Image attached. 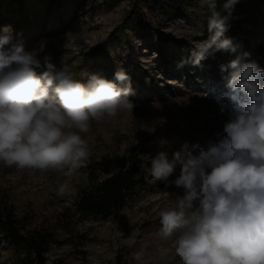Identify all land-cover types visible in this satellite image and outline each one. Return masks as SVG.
I'll return each instance as SVG.
<instances>
[{
  "label": "rangeland",
  "instance_id": "rangeland-1",
  "mask_svg": "<svg viewBox=\"0 0 264 264\" xmlns=\"http://www.w3.org/2000/svg\"><path fill=\"white\" fill-rule=\"evenodd\" d=\"M164 1V0H162ZM223 0L217 3L220 9ZM206 0H184L185 14L171 16L158 12L153 16L146 7L133 8L130 0L111 4L108 0H67L63 24L52 14L47 28H33L26 39L11 24L13 47L23 44L28 50L46 44L45 52L59 70L67 67L73 78L87 83L95 74L114 80L123 69L131 78L134 94L132 114L92 121L87 140L91 155L86 167L72 175L67 170H19L0 162V207L10 208L25 231L46 230L56 243L47 254V264H138L136 253H143L148 264H180L171 241L161 240L159 210L172 207L183 190L145 178L148 163L143 156L187 149L198 155L218 142L223 135L227 112L221 111L226 100L221 65H227L243 52L250 60L264 62V30L249 26L233 9L229 30L225 33L238 46L236 53L217 51L192 65L196 45L208 39ZM8 0H0V17ZM264 13V3L262 10ZM223 14V13H222ZM12 18V16L10 17ZM16 20V19H15ZM11 50V49H10ZM182 67H178L181 62ZM42 66L38 72L45 71ZM126 117V122H125ZM167 144L161 148L159 141ZM198 145V147H194ZM136 150L144 161L139 177L142 184L128 202L123 214L130 231L119 224L81 217L76 213L78 191L87 184L89 165L104 163L112 172L116 159ZM179 167L170 179L179 175ZM100 179L103 174H98ZM67 182L75 195L60 197L58 183ZM161 249H166L164 255ZM18 256L0 236V264H16Z\"/></svg>",
  "mask_w": 264,
  "mask_h": 264
},
{
  "label": "clouds",
  "instance_id": "clouds-1",
  "mask_svg": "<svg viewBox=\"0 0 264 264\" xmlns=\"http://www.w3.org/2000/svg\"><path fill=\"white\" fill-rule=\"evenodd\" d=\"M206 2L209 36L196 45L193 66L217 51L236 53L238 48L225 35L238 0H223L219 10V0ZM8 33L10 27L0 28V162L19 170L66 169L72 175L89 161L82 134L91 122L132 114L131 78L119 69L114 80L93 74L82 83L67 67L58 70L49 55L41 58L43 42L31 50L16 45L5 54ZM250 55L243 52L220 66L227 90L221 111L229 119L218 142L198 155L185 144L171 158L163 150L143 156L150 162L146 179L183 190L174 206L158 213V236L173 243L180 264H264V68ZM42 63L46 70L41 73ZM159 144L163 148L167 141ZM177 167L179 175L170 179ZM56 194L75 195V190L58 183ZM134 259L148 264L143 253Z\"/></svg>",
  "mask_w": 264,
  "mask_h": 264
},
{
  "label": "trees",
  "instance_id": "trees-1",
  "mask_svg": "<svg viewBox=\"0 0 264 264\" xmlns=\"http://www.w3.org/2000/svg\"><path fill=\"white\" fill-rule=\"evenodd\" d=\"M67 0H8V8L0 17V27L11 24L15 30L26 39L33 28H47L51 15L54 14L63 24ZM117 4L122 0H108ZM136 11L146 7L155 16L170 13L171 16L183 15L184 0H130ZM264 0H238L236 11L243 16L249 26H257L264 30ZM207 13L211 14L209 4L205 3ZM12 16V18H10ZM16 19V20H15ZM13 48L12 41L3 49L4 53ZM260 68H264L261 59H255ZM220 87L223 89L224 86ZM144 161L136 150L116 159L117 170L112 172L104 163L89 165L88 182L77 193L76 213L81 217H92L106 221L115 220L124 233H129L130 226L123 214L128 202L142 184L139 177ZM103 174L100 179L98 174ZM0 236L2 241L18 256L16 264H47L46 254L56 243L52 232L34 230L27 232L16 219L14 212L7 207H0Z\"/></svg>",
  "mask_w": 264,
  "mask_h": 264
}]
</instances>
